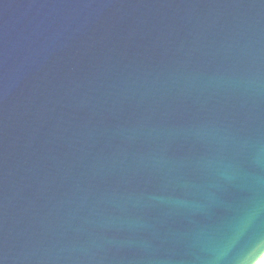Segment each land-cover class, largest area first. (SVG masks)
Segmentation results:
<instances>
[{
    "label": "water",
    "instance_id": "1",
    "mask_svg": "<svg viewBox=\"0 0 264 264\" xmlns=\"http://www.w3.org/2000/svg\"><path fill=\"white\" fill-rule=\"evenodd\" d=\"M263 257L264 0H0V264Z\"/></svg>",
    "mask_w": 264,
    "mask_h": 264
},
{
    "label": "bare ground",
    "instance_id": "2",
    "mask_svg": "<svg viewBox=\"0 0 264 264\" xmlns=\"http://www.w3.org/2000/svg\"><path fill=\"white\" fill-rule=\"evenodd\" d=\"M263 261H264V257L257 264H262Z\"/></svg>",
    "mask_w": 264,
    "mask_h": 264
},
{
    "label": "clouds",
    "instance_id": "3",
    "mask_svg": "<svg viewBox=\"0 0 264 264\" xmlns=\"http://www.w3.org/2000/svg\"><path fill=\"white\" fill-rule=\"evenodd\" d=\"M259 258H260V257H259ZM257 260H258V259H257ZM257 260H256V261H257ZM256 261L254 262V264H256Z\"/></svg>",
    "mask_w": 264,
    "mask_h": 264
},
{
    "label": "rangeland",
    "instance_id": "4",
    "mask_svg": "<svg viewBox=\"0 0 264 264\" xmlns=\"http://www.w3.org/2000/svg\"><path fill=\"white\" fill-rule=\"evenodd\" d=\"M262 264H264V261L262 262Z\"/></svg>",
    "mask_w": 264,
    "mask_h": 264
}]
</instances>
